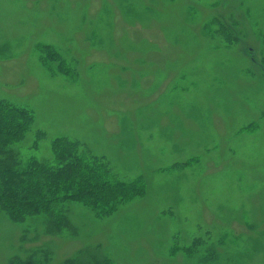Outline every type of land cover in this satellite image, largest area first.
Instances as JSON below:
<instances>
[{
	"label": "rangeland",
	"instance_id": "obj_1",
	"mask_svg": "<svg viewBox=\"0 0 264 264\" xmlns=\"http://www.w3.org/2000/svg\"><path fill=\"white\" fill-rule=\"evenodd\" d=\"M263 59L264 0H0V101L34 118L16 156L64 138L145 189L63 204L58 235L0 211V264H264Z\"/></svg>",
	"mask_w": 264,
	"mask_h": 264
},
{
	"label": "trees",
	"instance_id": "obj_2",
	"mask_svg": "<svg viewBox=\"0 0 264 264\" xmlns=\"http://www.w3.org/2000/svg\"><path fill=\"white\" fill-rule=\"evenodd\" d=\"M33 121L28 110L0 101V211L11 222L21 224L42 217L44 233L58 235L74 231L65 203H80L97 216H107L144 193L141 178L130 182L117 179L104 160L86 157L84 147L64 138L52 142V163L33 157L19 159L12 146L24 138ZM42 135L35 133L33 147ZM10 264L33 262L12 260Z\"/></svg>",
	"mask_w": 264,
	"mask_h": 264
},
{
	"label": "bare ground",
	"instance_id": "obj_3",
	"mask_svg": "<svg viewBox=\"0 0 264 264\" xmlns=\"http://www.w3.org/2000/svg\"><path fill=\"white\" fill-rule=\"evenodd\" d=\"M151 32H152L151 34H153V33H155V30H154V29H152V31H151ZM159 44H160V45H165V43H164L162 40H160V41H159Z\"/></svg>",
	"mask_w": 264,
	"mask_h": 264
}]
</instances>
